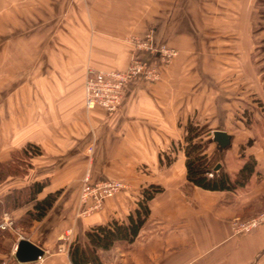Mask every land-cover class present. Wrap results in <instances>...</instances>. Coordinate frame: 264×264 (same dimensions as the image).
<instances>
[{
    "label": "crops",
    "instance_id": "obj_1",
    "mask_svg": "<svg viewBox=\"0 0 264 264\" xmlns=\"http://www.w3.org/2000/svg\"><path fill=\"white\" fill-rule=\"evenodd\" d=\"M149 29L155 42L179 51L177 58L158 81L129 82L115 113L86 111L87 70L123 69L131 40ZM220 51L227 65L242 67L224 75L231 82L226 95ZM219 114L226 121L210 126L204 139L209 155L220 156L229 175L244 161L240 146L256 161L246 186L234 192L186 180L183 126L203 115L212 124ZM236 124L239 135L230 131ZM256 125L264 126V0H0V164L26 144L40 150L24 176L0 182V197L34 181L45 182L38 199L60 193L28 229L0 231L9 256L22 238L43 250L41 264H70V242L84 245L92 226L126 221L142 190L155 185L161 190L147 202L137 237L98 251L102 264H264V223L244 235L230 230L232 220L264 212V137ZM214 130L230 137L222 151L211 140ZM86 175L93 183L122 180L128 190L77 217ZM29 207L4 213L18 221ZM8 261L20 264L14 255Z\"/></svg>",
    "mask_w": 264,
    "mask_h": 264
},
{
    "label": "trees",
    "instance_id": "obj_2",
    "mask_svg": "<svg viewBox=\"0 0 264 264\" xmlns=\"http://www.w3.org/2000/svg\"><path fill=\"white\" fill-rule=\"evenodd\" d=\"M206 129L207 127L191 118H188L183 126L182 140L187 182L202 190L213 192H234L245 187L255 173L256 161L253 156L244 157L243 146H240V157L244 158V161L234 175H229L222 168L214 170L218 164L217 154L207 153L208 145L204 142V137L210 131ZM39 154V148L32 144H26L20 150L12 152L11 159L0 164V182L8 176H24L27 171L22 170L20 164L23 162L29 164L30 159ZM44 186V181H34L0 197V217L4 212L29 204L30 207L22 217L18 221L14 220L15 226L28 229L32 222L40 221L60 195L57 191L38 199ZM160 190L158 186H148L142 190L141 200L138 201L134 213L127 216L126 221L110 220L105 224L92 226L85 232L84 245L72 242L68 249L70 264H102L98 251H108L117 242H133L146 222L149 213L147 202ZM4 237L5 235L0 232V253L7 254V250L2 247Z\"/></svg>",
    "mask_w": 264,
    "mask_h": 264
},
{
    "label": "built area",
    "instance_id": "obj_3",
    "mask_svg": "<svg viewBox=\"0 0 264 264\" xmlns=\"http://www.w3.org/2000/svg\"><path fill=\"white\" fill-rule=\"evenodd\" d=\"M133 51L128 65L123 70H87L83 82V107L86 111L101 109L107 114L115 113L121 106L125 88L134 79L154 82L158 79V69L155 63L144 62L137 57V51H145L159 57L161 65L167 64L174 56L172 50L154 45L152 32L143 38H133L130 43ZM159 64V65H160ZM209 176H211L209 174ZM126 188L116 180H106L97 183L90 181L88 175L81 180L77 217H87L99 211L106 199L114 197ZM264 223V212L247 220L234 219L230 222L232 235L248 234ZM0 231H17L14 221L7 213L2 214ZM22 239V238H20ZM67 239H63L66 242ZM17 244L12 248L10 257L14 255ZM62 251V249H59ZM42 259L26 264H41ZM0 264H7L3 261Z\"/></svg>",
    "mask_w": 264,
    "mask_h": 264
},
{
    "label": "rangeland",
    "instance_id": "obj_4",
    "mask_svg": "<svg viewBox=\"0 0 264 264\" xmlns=\"http://www.w3.org/2000/svg\"><path fill=\"white\" fill-rule=\"evenodd\" d=\"M148 32H152V35H153V40H154V30L153 29H149L148 30ZM147 32V33H148ZM146 34V33H145ZM145 34H144V36H145ZM143 36V37H144ZM139 39V38H138ZM140 39H141V37H140ZM154 45H157L158 47H165V48H167L168 50H172L173 52H174V56L173 57H171L168 61V63L167 64H165V65H161L160 64V62H159V57H157V56H155V54L154 55H150L148 52H145V51H137V57H138V55H140V53H147L148 55H149V59L148 60H143V59H141V58H139L138 57V59H140V60H142V61H144V62H151V63H155L156 64V67H157V69H158V74H159V76H160V73H161V71H162V69L163 68H165L166 66H168L175 58H177V56H178V54H179V51L177 50V49H175V48H173V47H169V46H164V45H162V44H160V43H157V42H155L154 41ZM129 51H130V57H129V60H128V63H129V61H130V58L132 57V54H131V52L133 51V48L131 47V45H129ZM219 58L220 59H222V61H220V62H224L223 64L221 63L220 64V66H219V69H220V77L223 79V81L222 82H220V88H223V90H222V92L221 93H225L224 95H226V93H227V88H228V86L230 85L229 83H231L230 81L228 82L227 81V78H226V76H224V75H226V73H231L230 71H232L233 69L235 70V71H238V70H240L242 67H239V66H230V65H227V63H226V58H227V53H226V51H220V55H219ZM128 63H127V65H128ZM160 64V65H159ZM226 64V65H225ZM126 65V66H127ZM125 66V67H126ZM124 67V68H125ZM123 68V69H124ZM123 69H120V70H123ZM230 69V70H229ZM229 71V72H228ZM231 78V77H230ZM229 78V79H230ZM141 80V79H140ZM159 80V77H158V79L156 80V81H158ZM142 81H144V80H142ZM156 81H154V82H156ZM146 82V81H145ZM154 82H147V83H154ZM225 116L226 115H222V114H219V115H217V116H215L214 118H213V121H211V123L212 124H210V122H208V120L206 119V116H204L203 115V117L202 116H199V117H197V119H195V116H192V120L193 121H195V122H197L198 124H200V125H202V126H205V127H207V131H211L210 129H209V127L210 126H212V127H214V126H218V125H222V124H224V122L226 121L225 120ZM238 116H243L242 114H238ZM238 116H236V115H234V122L236 123L237 121H238ZM209 117V116H208ZM247 122H248V120H247ZM238 126H239V124H236V125H232L231 127H230V131L231 132H233L235 135H239L240 133H241V129L240 128H238ZM257 126V125H256ZM258 128L256 129V134L258 135V137H264V126L263 125H259V126H257ZM211 134V133H210ZM183 136V135H182ZM206 137H204V139H205ZM255 139H256V137H255ZM254 139V140H255ZM252 142H253V140H251ZM205 142V141H204ZM243 149H244V147H243ZM89 150H91V149H89ZM239 150V149H238ZM212 150H211V148L210 149H207V153L208 154H210V152H211ZM217 162H219L220 161V156H218L217 155ZM20 166H21V169L22 170H24V171H27L28 169H30V161H29V164L27 163V162H23V163H21L20 164ZM89 177V176H88ZM112 180H116V181H119V182H121L126 188H124L123 190H121L119 193H117L114 197H116L118 194H120L121 192H123V191H126V190H128V184L127 183H125L124 181H122V180H117V179H112ZM79 191H80V188H79ZM114 197H112V198H109V199H113ZM141 198H142V196L140 195V198H139V200H141ZM78 200H79V192H78V196H77V207H78ZM106 200H108V199H106ZM78 209H79V207L77 208V210H76V214H77V212H78ZM97 212V211H96ZM2 216V215H1ZM10 217L12 218V216L10 215ZM0 220H1V218H0ZM12 220L14 221V219L12 218ZM14 227H15V229L16 230H18V228L21 230V231H24V229L23 228H21V227H16L15 226V222H14ZM72 242H70L69 243V246H70V244H71ZM78 243V242H77ZM118 243H121V242H117L116 244H118ZM79 244H81V243H79ZM115 245V244H114ZM114 247V246H113ZM110 250V249H109ZM5 255H7V257L9 256L8 254H5V253H0V263H2L3 261H6L7 262V264H11V262L10 261H8L10 258H12V257H10L9 256V258H4L5 257Z\"/></svg>",
    "mask_w": 264,
    "mask_h": 264
},
{
    "label": "water",
    "instance_id": "obj_5",
    "mask_svg": "<svg viewBox=\"0 0 264 264\" xmlns=\"http://www.w3.org/2000/svg\"><path fill=\"white\" fill-rule=\"evenodd\" d=\"M211 140L217 144L218 151H222L229 145L230 137L221 130H214L211 133ZM219 168L220 165L217 164L214 170H218ZM43 255V250L26 239H21L17 243L16 250L14 252V258L20 264L35 262L42 258Z\"/></svg>",
    "mask_w": 264,
    "mask_h": 264
}]
</instances>
